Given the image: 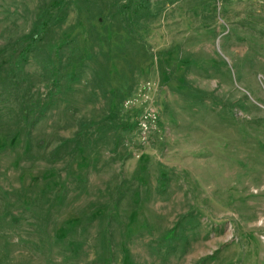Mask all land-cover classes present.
<instances>
[{
  "label": "rangeland",
  "instance_id": "obj_1",
  "mask_svg": "<svg viewBox=\"0 0 264 264\" xmlns=\"http://www.w3.org/2000/svg\"><path fill=\"white\" fill-rule=\"evenodd\" d=\"M0 264H264V0H0Z\"/></svg>",
  "mask_w": 264,
  "mask_h": 264
},
{
  "label": "built area",
  "instance_id": "obj_2",
  "mask_svg": "<svg viewBox=\"0 0 264 264\" xmlns=\"http://www.w3.org/2000/svg\"><path fill=\"white\" fill-rule=\"evenodd\" d=\"M155 83L144 81L136 90L123 101V108L135 113L134 127L137 132L139 144L148 146L153 136L159 132V109L154 97Z\"/></svg>",
  "mask_w": 264,
  "mask_h": 264
},
{
  "label": "trees",
  "instance_id": "obj_3",
  "mask_svg": "<svg viewBox=\"0 0 264 264\" xmlns=\"http://www.w3.org/2000/svg\"><path fill=\"white\" fill-rule=\"evenodd\" d=\"M47 28V23L44 21L40 25L39 32H34V34L24 42L23 46L16 52V54L10 56L9 62L11 64V69L9 70V75L13 74L14 76H18L22 73V67L20 64L22 62L21 57H24V55L29 50V47H34L42 40L47 31Z\"/></svg>",
  "mask_w": 264,
  "mask_h": 264
}]
</instances>
